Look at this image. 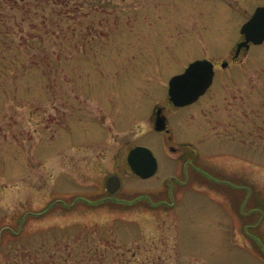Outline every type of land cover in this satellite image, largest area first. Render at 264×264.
I'll return each instance as SVG.
<instances>
[{"label":"rangeland","instance_id":"rangeland-1","mask_svg":"<svg viewBox=\"0 0 264 264\" xmlns=\"http://www.w3.org/2000/svg\"><path fill=\"white\" fill-rule=\"evenodd\" d=\"M262 5L0 0V264H264L240 219L264 209V43L235 58ZM197 59L217 64L213 85L170 107ZM165 105L170 141L154 129ZM139 145L153 177L129 167ZM195 166L238 179L243 205Z\"/></svg>","mask_w":264,"mask_h":264},{"label":"water","instance_id":"water-1","mask_svg":"<svg viewBox=\"0 0 264 264\" xmlns=\"http://www.w3.org/2000/svg\"><path fill=\"white\" fill-rule=\"evenodd\" d=\"M241 34L244 40L236 45V55H239L242 49L249 51L251 44L264 43V5L257 8L252 17L243 25ZM223 66H227V63ZM214 74V64L208 59L191 63L183 73L170 80L168 94L171 101L178 107L196 102L212 85ZM155 113V129L165 130L167 119L161 115L162 109L157 107ZM128 163L132 172L142 178H150L158 170V162L153 152L143 146L136 147L130 152ZM120 187L119 177L111 176L108 179L107 189L110 194H115Z\"/></svg>","mask_w":264,"mask_h":264},{"label":"flooded vegetation","instance_id":"flooded-vegetation-1","mask_svg":"<svg viewBox=\"0 0 264 264\" xmlns=\"http://www.w3.org/2000/svg\"><path fill=\"white\" fill-rule=\"evenodd\" d=\"M241 40H244V38L242 37ZM243 51L246 52L245 49H242L240 52H243ZM238 56L239 55H235V58L237 59ZM194 61H196V60H194ZM223 63L221 64L222 67H223ZM213 64H214V70H215V75H214V81H215L217 64L215 62H213ZM168 105L172 108L174 107L176 109H179V107H176L173 104V102H171L169 97H168ZM161 109H162L161 115L164 116V112L166 111L167 106L165 105V107H163ZM155 121H156V117H155L154 123H155ZM159 133L161 135H163L164 137H167L169 141L172 140L173 135H172V129H171V125L169 122V118L167 119L166 129L162 132H159ZM172 148L173 147L170 146V150ZM175 151H176V149H175ZM192 164L195 165V162H192ZM195 169H197L196 171L194 170L195 178L197 180L198 179L200 180L199 177H202L203 179L206 178V180L208 182V186H209V191H214L213 188H215V187L216 188H229L232 191L229 192L230 194H224L225 198L223 201H225L226 203H229L230 205L232 204L234 206L243 205V202L239 203V182H238V179H234L237 181V182L234 181V183H235L234 187H222L223 184L224 183L227 184V181H229V179H231V178L224 177L221 172H219L221 174H219L218 172H217L218 173L217 174L216 172L214 173L213 171H207V170L201 169L198 166H195ZM230 181L233 183V180H230ZM240 219H241V225H244L247 228L251 229V231H248V239H250L252 241L250 243V246H252L254 248V244H256L258 246V248H260V251L262 252V254L260 253L259 250H258V253H260L262 255L261 259L264 262V246H262V244H264V242H263L261 237L259 238V236H257L255 234V231L259 230L260 227L264 226V209L252 208V210H250L248 212L244 211V214L241 215Z\"/></svg>","mask_w":264,"mask_h":264}]
</instances>
